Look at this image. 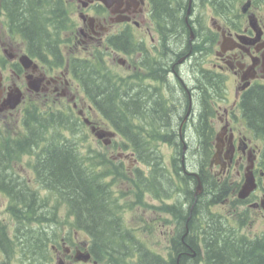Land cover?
<instances>
[{
	"label": "flooded vegetation",
	"instance_id": "flooded-vegetation-1",
	"mask_svg": "<svg viewBox=\"0 0 264 264\" xmlns=\"http://www.w3.org/2000/svg\"><path fill=\"white\" fill-rule=\"evenodd\" d=\"M9 2L0 0V139L16 145L19 125L26 113L35 114L37 106L42 107L40 113L64 103L83 106L78 77L65 65L49 69L46 65L56 57L65 63L72 58L80 62L86 55L99 53L108 68L128 74L130 94L142 97L143 105L155 109L152 104L159 97L169 102L172 116L164 117L171 127H159V138L147 135L144 146L177 150L180 161L184 155L179 166L187 168L186 175L195 181L197 169L190 155L210 157L208 170L198 173L200 194L194 195V182H184V211L178 215L190 223L183 222L180 230L186 236L191 231L241 230L264 235V228L257 225L264 224V127L250 121L249 110L243 106L247 96L264 93V0H33L37 7L32 11L45 31L39 42H52V37L63 43L60 50L44 53L35 47L25 52V44L32 39ZM184 32L185 46L178 48ZM196 45H202L203 52L195 51ZM22 54L31 56V66L21 64ZM213 133L215 142L210 140ZM192 138L199 145L193 146ZM1 151L13 152L4 159L15 185L32 184L25 174L31 154H17L12 147ZM247 171L255 186L239 199ZM141 175L147 177L144 171ZM5 194L0 189V264H11L15 254L11 256L10 251L17 249L13 241L19 239L20 229L14 226L13 216L3 218L10 202ZM39 231L49 234V244L50 229ZM200 239L196 237L198 256L196 251L185 253L187 264L202 263ZM57 242L65 245L62 238ZM52 248L55 258L63 259L64 253L55 245Z\"/></svg>",
	"mask_w": 264,
	"mask_h": 264
},
{
	"label": "trees",
	"instance_id": "trees-1",
	"mask_svg": "<svg viewBox=\"0 0 264 264\" xmlns=\"http://www.w3.org/2000/svg\"><path fill=\"white\" fill-rule=\"evenodd\" d=\"M9 1L14 17L20 20L18 23L25 27L29 39H32L28 44L29 52L32 47L43 53L60 50L62 44L58 39L50 37L52 42H39L40 36L43 37L45 31L38 25L32 11L37 7L33 5V0ZM166 11H168L167 8H165ZM186 36L185 32L182 33L180 41L176 43L178 48L185 46ZM196 49L201 50L198 46ZM106 72L110 86L102 82V76V79H98L91 68L85 64L83 67L84 86L91 100L95 102V108L130 144L132 150L127 149L135 154L138 161L147 164L149 170H152L147 179L142 175L138 176L139 190L149 192V194L154 191L160 199L164 200L171 195L167 189L163 188L171 184V179L168 175L162 177V173L157 171L162 162L163 153L156 145L145 147L143 144L149 134H154L159 138V127H171L164 117L172 116L169 102L159 97L156 105L152 104L155 109L145 102L143 105L142 97L130 94V92L128 95L127 88L123 89L127 86L125 81L118 76H112L109 70ZM243 106L249 110L250 121L264 127V93L255 92L247 96ZM56 116L50 119L34 118L33 123H26V129L30 133L26 140L17 142L16 145L8 144L6 140L4 147H0V189L11 194L17 202L20 201V206L26 210L25 217L29 223H33L30 226L41 225L43 219L51 224L55 222L59 224L60 219L56 214L64 208L67 212V218L64 220L67 225L65 230L68 231L67 242L71 241L74 232L87 234L92 247L90 252L97 261L105 258L108 261L106 264H177L176 256H172L171 250L165 257L156 253L154 255L151 249L136 237L135 231L122 223L121 213L124 210L119 205L118 198L113 196L111 184L102 181L110 175H118L121 181L131 182L121 169L122 162L117 163L110 156L108 157L106 152H99L90 145L84 148L89 140V134L77 126V122L72 119L70 113H60ZM197 128L203 129V125ZM31 137L35 139V143L39 144L38 147L44 150L35 154L38 158H42L36 161L35 170L40 174L46 189L55 195L51 205L49 203L53 200L52 195L46 196L41 203L36 191L30 189L28 185L16 186L6 172L8 160L4 158H9L13 152L1 151V149L12 147V151L17 149L15 153L18 154L21 152L19 149L26 148V146L28 149ZM167 138L165 136V140ZM122 151L127 150L122 149ZM112 166L114 167L111 169ZM187 180L195 183L191 176H188ZM132 182L136 185L135 181ZM217 193L219 192L212 194L218 195ZM17 196L22 199H17ZM40 207H47L46 213L50 218L38 213ZM178 221H180V228L183 222L190 223L181 216ZM185 234V231L180 230L174 231V235H171L170 244L176 254L181 252L193 254L196 251L198 256L196 237L200 236L205 245L206 260L210 264H264V238L237 240L235 237L228 238L230 235H226L225 231H191V234L187 236ZM57 235L56 231L52 240ZM48 236L46 231H28L22 242H25V245L21 246L19 252L25 258L30 257L33 264H45L43 261L48 263L50 253L47 243ZM14 254L15 250L11 248L10 255ZM186 258L185 255L181 256L178 263L185 264Z\"/></svg>",
	"mask_w": 264,
	"mask_h": 264
},
{
	"label": "rangeland",
	"instance_id": "rangeland-1",
	"mask_svg": "<svg viewBox=\"0 0 264 264\" xmlns=\"http://www.w3.org/2000/svg\"><path fill=\"white\" fill-rule=\"evenodd\" d=\"M44 38L41 37V40H43ZM119 71H121V73L123 72L121 69L117 68ZM96 120L100 121V119L95 116L94 114H92ZM24 125L20 124L19 125V128H18V132L19 134L21 135L22 133H24V126H26V123L23 122ZM85 133L88 134V131H85ZM195 138H193L191 140L192 143L195 144ZM119 142V141H118ZM88 145H90V147H92L93 149H97L99 152H103V150H101V146L99 143L96 142V140L94 139V137L90 136L89 137V140L88 142L86 143L85 147L86 148ZM83 148V150H84ZM110 151H113V148L109 149ZM163 151H164V154H165V161H167L168 157L169 156H172L173 155V151H171L170 149H167V148H163ZM112 152H109L107 154V156L111 155ZM130 161L131 160H128V159H125L124 160V163L127 165V164H130ZM26 168L28 169L25 174L27 177H29V179L32 178V171H31V168H30V165H26ZM20 171V170H19ZM147 202L148 204H146L143 208V214H142V217L144 219V221L149 224V225H152V229L148 230V231H135L136 233V237L142 241L144 244H146L148 247H150V249H152L153 251H155L156 253H159L160 255H163L165 254L168 250V242H167V239L169 238V235L171 234V229L173 228V223L172 222H169V225L167 222H165L164 224L162 223L163 221H161V217H164V218H170L169 216H167L165 213L162 212V209H161V201H158V200H154V199H151L149 197H147ZM171 203V202H169ZM222 212L221 213H228L227 211L225 210H222L220 209ZM64 213H65V217L67 218V215H66V212L65 210H61L60 213H59V216L60 218H62L64 216ZM57 215V214H56ZM9 214L7 212L6 209L3 210V218L4 217H8ZM59 216L57 215V218H59ZM121 217H122V223H124L127 227H132L134 225L137 224L138 222V217H139V212L137 211H134V212H126V213H121ZM61 221V219H60ZM60 221H59V227H55L53 228L52 226V230L50 231H58V240L61 238V234L62 232L65 230V228H62L61 225H60ZM161 223L163 225L166 226V228H161ZM55 225H58L56 222L53 223ZM257 225H259L260 228H264V224L262 221H259L257 223ZM169 226V228H167ZM259 230V229H257ZM239 233H242L241 235H246V236H249V238H252L258 234L261 233V231H239ZM88 240V237L84 234H77V237H76V240L74 243L72 244H66L67 246H70L72 248L76 247L77 245H79L81 242L83 241H87ZM49 244H54L56 249L59 251L60 249V246H58V242H53V241H50ZM52 246L53 245H50L49 246V249H52ZM66 247V246H65ZM54 255V251L50 254H48V257H52ZM14 260L11 264H33L32 261H31V258L29 257L28 259L25 258V257H22L21 255H15L14 256ZM56 259L55 257L53 258L52 257V261H51V264H57V261L55 263ZM108 261L106 259H101L100 263L99 264H104V263H107ZM43 263H45V261H43Z\"/></svg>",
	"mask_w": 264,
	"mask_h": 264
},
{
	"label": "water",
	"instance_id": "water-1",
	"mask_svg": "<svg viewBox=\"0 0 264 264\" xmlns=\"http://www.w3.org/2000/svg\"><path fill=\"white\" fill-rule=\"evenodd\" d=\"M21 62H22V64H24L25 66H26V63L29 64V60H28V58H25V57L21 59ZM13 99H14V100H18L19 97L14 96ZM109 135H110V134H109ZM109 135H108V136H109ZM97 136H98V138H101V135H97ZM110 136H111V135H110ZM253 188H254V185H253L252 177H251L250 173H248V174L246 175V180H245L244 186H243L241 192L239 193V197H240V198L245 197V196H246V195H247V194H248ZM198 190H199V187H198ZM75 259H76V260L86 261V260H87V257H86V256H81V255H79V256L75 257ZM59 264H63V263H59Z\"/></svg>",
	"mask_w": 264,
	"mask_h": 264
},
{
	"label": "bare ground",
	"instance_id": "bare-ground-1",
	"mask_svg": "<svg viewBox=\"0 0 264 264\" xmlns=\"http://www.w3.org/2000/svg\"><path fill=\"white\" fill-rule=\"evenodd\" d=\"M206 206V205H205ZM194 207V206H193ZM189 220V219H188ZM215 224V223H214Z\"/></svg>",
	"mask_w": 264,
	"mask_h": 264
}]
</instances>
